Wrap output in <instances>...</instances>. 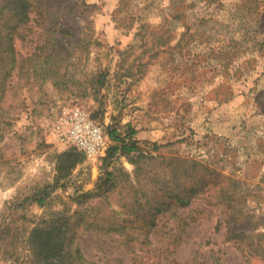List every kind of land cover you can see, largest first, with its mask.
Returning <instances> with one entry per match:
<instances>
[{
	"label": "rangeland",
	"instance_id": "obj_1",
	"mask_svg": "<svg viewBox=\"0 0 264 264\" xmlns=\"http://www.w3.org/2000/svg\"><path fill=\"white\" fill-rule=\"evenodd\" d=\"M34 3L2 104L0 264H56L39 243L57 255L73 228L86 264H264V0ZM169 39L158 66L137 68ZM77 107L109 138L95 159L58 138ZM128 125L139 151L107 158L109 133ZM194 185L189 205L170 195Z\"/></svg>",
	"mask_w": 264,
	"mask_h": 264
},
{
	"label": "trees",
	"instance_id": "obj_2",
	"mask_svg": "<svg viewBox=\"0 0 264 264\" xmlns=\"http://www.w3.org/2000/svg\"><path fill=\"white\" fill-rule=\"evenodd\" d=\"M57 1V0H53ZM53 4L55 2H52ZM52 4V5H53ZM36 12L34 0H0V141L5 135L6 128L11 125V121L7 120V115L4 114L2 104L7 92V82L12 77L13 72L16 70L18 65V54L15 47V34L19 31L21 27L27 26L33 19L32 14ZM43 15L42 10L39 11ZM62 35H65V31H60ZM44 63H38V65L33 66V68H42ZM37 71V70H36ZM98 83L100 87H104L106 83V78L99 77ZM137 130L132 128L130 125L127 126V130L122 134L119 130H113L109 133V137L115 142V145L112 146L109 151L107 158H112L118 154L130 155L139 151L138 141L135 140L137 135ZM155 145V149H156ZM76 149V148H75ZM77 150V149H76ZM78 151V150H77ZM79 152V151H78ZM83 155L81 152H79ZM84 156V155H83ZM119 174L118 173H108L104 181L106 186V191L104 194H110L118 188L119 185ZM167 191V189H165ZM196 192H199V188L191 187L190 189H185L178 194L171 193V196H174L178 202L182 205H189L191 203V196ZM42 197L34 195L27 200L29 202H37L40 205H44L47 200V194H42ZM102 194H89L84 195V199L87 201H98L102 199ZM106 197V196H105ZM171 198V197H170ZM168 198V199H170ZM168 201H158L154 204L156 208L161 210ZM153 218V217H152ZM77 221L84 222V217L80 213H76ZM134 220H127L129 224L133 223ZM152 220V224L154 225ZM86 225L90 224L88 221L84 222ZM82 225V223H79ZM74 227V226H73ZM237 226L234 227L236 229ZM232 238H235L239 241H242V234H238L236 230L231 232ZM74 228L70 233L65 234L64 242L60 247H58L57 255H50L49 245L50 240L41 239L39 246L41 248V258L43 261L48 260H57L56 264H86L87 262L83 258V254L77 246L74 245ZM261 241H259L260 243ZM259 254L264 258V243L257 245ZM57 251V250H56Z\"/></svg>",
	"mask_w": 264,
	"mask_h": 264
},
{
	"label": "built area",
	"instance_id": "obj_3",
	"mask_svg": "<svg viewBox=\"0 0 264 264\" xmlns=\"http://www.w3.org/2000/svg\"><path fill=\"white\" fill-rule=\"evenodd\" d=\"M58 138L89 159H95L104 153L109 141L104 125L79 107L63 115L58 128Z\"/></svg>",
	"mask_w": 264,
	"mask_h": 264
},
{
	"label": "crops",
	"instance_id": "obj_4",
	"mask_svg": "<svg viewBox=\"0 0 264 264\" xmlns=\"http://www.w3.org/2000/svg\"><path fill=\"white\" fill-rule=\"evenodd\" d=\"M116 1V0H114ZM153 26V30H157L158 28H162V27H157L155 25H152ZM134 38H135V35H134ZM122 40V37L121 39ZM171 40L169 39L165 46L158 44L157 41L154 43L153 42V45L151 46V48L149 50H145L142 52V57H139V58H145L146 55H144L146 52H148V54H150L149 56H147L144 60H139L137 64V68L139 69H143L144 67H156L159 65V61L157 60L156 57H158L159 55H163V54H167L169 53L170 51H172V47L171 46H174L172 43H170ZM129 46V45H128ZM133 47V46H130V48ZM126 53V51H122V50H118L117 51V54H118V57L121 58L122 55H124ZM152 56L155 60L152 59ZM152 59V60H151ZM150 133V132H149ZM146 135V134H145ZM147 138L149 139H152V136L151 135H148L147 134Z\"/></svg>",
	"mask_w": 264,
	"mask_h": 264
}]
</instances>
